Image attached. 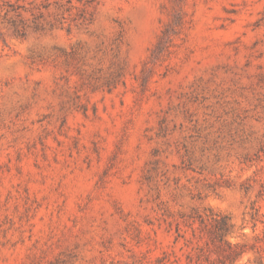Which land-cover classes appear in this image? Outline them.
I'll return each mask as SVG.
<instances>
[{
    "label": "rangeland",
    "instance_id": "obj_1",
    "mask_svg": "<svg viewBox=\"0 0 264 264\" xmlns=\"http://www.w3.org/2000/svg\"><path fill=\"white\" fill-rule=\"evenodd\" d=\"M212 214L264 264V0H0V264H198Z\"/></svg>",
    "mask_w": 264,
    "mask_h": 264
},
{
    "label": "trees",
    "instance_id": "obj_2",
    "mask_svg": "<svg viewBox=\"0 0 264 264\" xmlns=\"http://www.w3.org/2000/svg\"><path fill=\"white\" fill-rule=\"evenodd\" d=\"M194 223H198L199 230L209 236V239L215 248L211 249V251L218 254L214 260H211L209 256L200 255L197 257L198 264H204L205 261L209 264L237 263L241 254L244 252L240 250L241 247L239 244H232L226 239L231 229L229 216L220 214L218 218H216L213 214L211 216L201 215L194 217Z\"/></svg>",
    "mask_w": 264,
    "mask_h": 264
}]
</instances>
